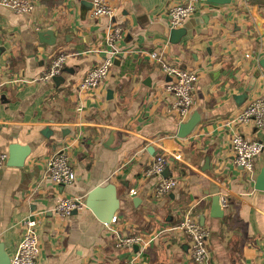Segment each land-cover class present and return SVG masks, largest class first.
I'll return each instance as SVG.
<instances>
[{
    "label": "crops",
    "instance_id": "obj_1",
    "mask_svg": "<svg viewBox=\"0 0 264 264\" xmlns=\"http://www.w3.org/2000/svg\"><path fill=\"white\" fill-rule=\"evenodd\" d=\"M106 1L115 8L112 18L94 16L92 0H32L26 14L0 3V150L9 158L13 143L31 148L23 166L0 171L5 250L10 257L16 253L26 231L22 222L36 213L42 264H194L191 238L179 228L191 209L210 230V264H264V190L255 188L264 147L252 180L235 163L231 146L239 131L264 146V129L224 125L264 99V0ZM190 1L196 11L183 25L187 34L173 43L168 8ZM111 25L122 28V53L103 84L82 90L88 71L105 57ZM47 30L54 33L46 37L51 44L39 36ZM153 49L198 74L190 116L198 111L201 120L185 138L178 129L190 116L182 120L174 107L170 79L148 57ZM61 52L69 55L61 78L40 80ZM62 149L76 172L71 184H56L47 172V160ZM158 155L168 159L163 177L178 180L161 197L154 195L160 178L147 174ZM108 184L116 186L120 207L116 221L106 225L85 201ZM218 195L226 202L220 217L212 209ZM62 197L83 206L61 216L55 206ZM128 235L152 241L119 246Z\"/></svg>",
    "mask_w": 264,
    "mask_h": 264
},
{
    "label": "built area",
    "instance_id": "obj_2",
    "mask_svg": "<svg viewBox=\"0 0 264 264\" xmlns=\"http://www.w3.org/2000/svg\"><path fill=\"white\" fill-rule=\"evenodd\" d=\"M94 16H108L112 18L115 8L106 0H92ZM1 5L12 9L16 13L26 14L33 10L34 4L32 0H0ZM196 11L194 2H179L168 8V16L171 22V28L183 27L185 21ZM122 28L117 25H111L108 29L106 49L104 59L93 66L85 78L80 83V89L87 90L97 88L103 84L110 76L115 59L122 53L117 47V40L120 38ZM95 48L92 52L99 51ZM149 59L159 65L162 73L170 80L166 84V89L174 96V107L180 113L181 119L186 120L195 105V87L198 80L196 71L182 67L168 58L163 50L153 49L148 52ZM68 53L61 52L51 62L50 66L45 69L40 80H51L55 76L62 73L67 60ZM0 64V74H1ZM16 81V80H15ZM35 81V80H33ZM19 78L18 82H33ZM253 124L258 130L264 129V99L258 98L251 101L238 112L231 114L224 121V125L228 127H236L238 125ZM231 146L234 152V161L241 166L249 175L250 179H255V157L263 150V144L258 140H251L242 132H236L231 138ZM8 154L0 150V171L7 165ZM168 159L164 155H158L152 162L147 171L148 175H156L160 178L155 185L154 195L161 197L168 194L178 185L175 177H163V173L167 167ZM47 172L50 179L56 184H71L76 180V172L72 167L69 156L65 149L57 151L47 160ZM131 193H136L131 190ZM222 202L225 200L222 197ZM83 206V202L79 199L71 197H62L58 199L55 211L61 216H69L73 211ZM184 219L179 228L188 234L191 238V260L194 264H210L209 237L210 230L202 225L193 215L192 210H187ZM40 215L34 213L28 216L22 223L25 226V234L17 251L11 256L10 264H42L40 261V238L36 231L38 225V217ZM114 216L111 222H115ZM106 225L108 223H105ZM152 241V240H150ZM146 242L140 235H128L118 239L119 246L132 248L135 245L145 246Z\"/></svg>",
    "mask_w": 264,
    "mask_h": 264
},
{
    "label": "water",
    "instance_id": "obj_3",
    "mask_svg": "<svg viewBox=\"0 0 264 264\" xmlns=\"http://www.w3.org/2000/svg\"><path fill=\"white\" fill-rule=\"evenodd\" d=\"M211 4L223 5L228 4L231 0H208ZM187 34V29L184 27L176 28L171 30V42L178 43L181 38ZM40 39L44 42L51 44L49 38L50 36L54 39V33L52 30H47L39 33ZM3 47H0V53L3 50ZM262 64L264 66V60H262ZM61 76H55L53 78L54 81H58ZM111 95V92H108ZM244 95V96H243ZM237 97V101L242 103L246 94ZM201 120V115L198 111H195L188 120L182 122L178 129V137L185 138L189 136L194 128L199 124ZM114 132L110 134L109 143L112 141V137L114 136ZM31 152V148L29 146H23L18 143H13L9 146V158L7 164L9 166L20 167L23 166L25 160L29 153ZM257 156L255 157L256 160ZM208 160V159H207ZM166 172V169L164 173ZM255 188L258 190H264V166L261 168L260 172L257 175ZM85 204L88 208H90L94 214L104 223H110L113 217L116 214V211L120 207L118 191L115 185L108 184L107 186H97L94 188L87 196ZM212 209L215 210L214 216L220 217L224 215V208H222V202L220 196H215L212 200ZM76 212V210H75ZM11 257L8 252L5 250V245L2 241H0V264H10Z\"/></svg>",
    "mask_w": 264,
    "mask_h": 264
}]
</instances>
